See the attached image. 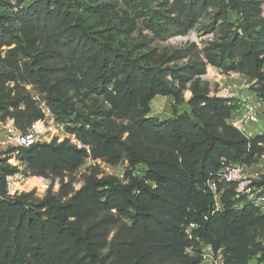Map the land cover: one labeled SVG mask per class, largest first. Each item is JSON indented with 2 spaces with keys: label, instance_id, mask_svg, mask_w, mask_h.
<instances>
[{
  "label": "trees",
  "instance_id": "1",
  "mask_svg": "<svg viewBox=\"0 0 264 264\" xmlns=\"http://www.w3.org/2000/svg\"><path fill=\"white\" fill-rule=\"evenodd\" d=\"M220 2L224 5V0ZM49 4L48 0L25 11L48 16L53 13ZM244 10L258 19V9ZM55 24L64 25L70 34L79 30L60 18ZM78 25L83 39L80 53L88 64L83 78H75L71 86L83 80L92 91L107 94L111 108L97 113L129 123L106 129L101 118L76 110L69 96L61 93V81L50 84L45 79L54 68L41 66L29 73L32 81L39 83L53 114L70 122L69 132L84 146L69 139L36 142L21 148L18 157L26 162L28 173L38 176L73 173L90 154L113 165L128 160L126 180L91 175L77 190L62 183L57 195L49 192L36 201L32 193L8 194L7 176L18 167L9 158H0V264H199V257L186 251L185 225L192 222L199 225L196 232L204 241L224 248L228 264H249L258 253V264H264V246H254L250 237L254 228L264 224V213L246 201L232 199V188L224 196V209L213 213V194L207 185L223 157L250 162L264 137H244L229 122L235 107L225 98L197 89L187 100L191 111L166 120L150 116L151 101L157 95L173 97L175 103L184 101L171 79L184 87L204 71V65L144 64L100 41L88 26ZM9 27L0 11V45L18 43L17 32ZM255 35L246 38L236 33L208 49L205 57L226 70L262 78L264 56L255 42L262 37ZM20 47L11 48V66H17ZM53 52L45 53L46 60ZM34 103L29 93L9 102L0 100L2 118L11 117L15 126L28 131L45 115ZM140 164L146 166L144 175H134Z\"/></svg>",
  "mask_w": 264,
  "mask_h": 264
},
{
  "label": "rangeland",
  "instance_id": "2",
  "mask_svg": "<svg viewBox=\"0 0 264 264\" xmlns=\"http://www.w3.org/2000/svg\"><path fill=\"white\" fill-rule=\"evenodd\" d=\"M47 1L0 0V11L7 16L11 26L9 28L17 32L18 41L9 46L0 45V100L9 102L14 97L29 93L34 98L35 106L46 109L39 123L41 133L38 142L69 139L77 144L78 141L69 132L70 122L57 119L48 105L45 91L29 75L31 70L36 71L41 66L54 68L45 79L50 84L61 81V93L69 96L76 110L93 118H101L106 129L112 126L120 129L129 123L128 119L97 113L111 108L107 94L92 91L88 85L83 84V80L77 87L71 86L75 84V78H83L88 64L85 55L80 53L83 39L78 32L82 30L78 24L81 23L88 26L100 41L108 42L116 50L127 52L144 64H163L176 68H186L193 63L204 65V71L184 87L170 78L182 92L184 101L175 103L173 97L157 95L151 101L150 116L166 120L176 114L191 111L187 100L193 95V90L197 89L209 96L225 99L228 96L236 101L241 111L247 105L259 109L262 118L255 127L254 134L255 137H264V68L262 78H252L244 71L226 70L212 64L205 57L208 49L218 47L236 33L246 38L255 34L262 37L263 43L259 37L255 42L264 56V0H224V5L220 0H49L53 13L48 16L29 15L25 11L28 7L45 4ZM248 7L253 8L251 12L258 9V19L252 15L247 16L249 11L244 9ZM191 10L194 12L191 13ZM30 16L32 19L28 21ZM59 18L67 24H76V30H79L70 34L64 29V25L55 24ZM42 21L47 23L43 24ZM18 44L21 47L17 66H11L13 60L8 57L13 56L10 54L11 48ZM50 51H55L53 57L46 60L49 57L45 53ZM35 55L38 56L37 61L34 60ZM2 117L0 112V140L9 135L10 128L15 132L22 131L15 126L13 118ZM258 146L261 149L255 151L248 164L262 165L260 182L264 183V161L261 157L264 154V139ZM13 148L14 145L5 147L0 144V158H9L10 163L20 164L19 153L10 151ZM128 164V160H122L114 165V172H121ZM145 169L146 166L140 164L134 175H144ZM28 175V183L24 186L27 191L24 192L32 193V199L36 201L44 199L49 192L57 195L62 183H70V189L77 190L88 176H107L86 161L73 173L58 176ZM241 200V203L246 201L244 198ZM250 237L254 246H264V224L254 228ZM259 256L260 253L254 255L249 264H258Z\"/></svg>",
  "mask_w": 264,
  "mask_h": 264
},
{
  "label": "built area",
  "instance_id": "3",
  "mask_svg": "<svg viewBox=\"0 0 264 264\" xmlns=\"http://www.w3.org/2000/svg\"><path fill=\"white\" fill-rule=\"evenodd\" d=\"M245 80H248L246 78ZM227 104L234 106L233 115L230 118V124L236 128L247 139L255 137L254 129L261 121L259 109L254 106L247 105L241 111L236 101L226 96ZM44 114L46 109L41 106ZM42 119L36 121L28 129V131L15 132L12 128L8 129L9 135L0 140V144L6 146L14 145L13 150L18 154L23 147H29L38 142L41 130L39 123ZM78 146H84L81 141L76 142ZM90 153V149L86 146ZM17 154L14 156L16 157ZM264 161V154L261 156ZM219 170L211 174L207 181V185L213 194V213L224 209V196L228 189L234 190L232 199L244 198L248 203L264 211V183L260 182L263 171L262 165L248 164V162H231L223 157ZM86 163L91 166L98 167L102 174L114 175L119 179L126 180V169L117 174L114 172V165L108 163L102 158H93L91 154L86 158ZM18 167V171L7 176V190L10 196L18 195L27 191L24 186L28 183V166L26 162L21 161L20 164H14ZM136 172H134L135 174ZM199 227L197 223H189L185 225V233L189 240L186 251L190 255L199 257V264H228L224 254L223 247H215L212 243L204 241L196 230Z\"/></svg>",
  "mask_w": 264,
  "mask_h": 264
}]
</instances>
